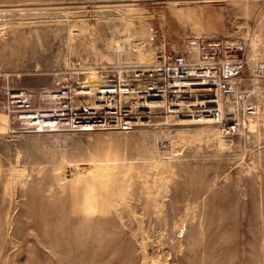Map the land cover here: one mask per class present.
I'll use <instances>...</instances> for the list:
<instances>
[{
  "label": "rangeland",
  "instance_id": "374dc122",
  "mask_svg": "<svg viewBox=\"0 0 264 264\" xmlns=\"http://www.w3.org/2000/svg\"><path fill=\"white\" fill-rule=\"evenodd\" d=\"M170 1L0 0V264H264L260 98L258 118L231 139L159 109L129 133L38 131L17 118L11 97L49 89L69 60L139 67L142 49L156 58L191 36L243 40L250 59L264 55V0ZM129 14L149 27H129ZM125 34L132 43L110 46ZM113 160L130 180L115 204L100 180ZM88 197L92 217L80 210Z\"/></svg>",
  "mask_w": 264,
  "mask_h": 264
},
{
  "label": "built area",
  "instance_id": "2783aa9c",
  "mask_svg": "<svg viewBox=\"0 0 264 264\" xmlns=\"http://www.w3.org/2000/svg\"><path fill=\"white\" fill-rule=\"evenodd\" d=\"M151 32L152 41L160 38ZM261 94L264 55L250 59L243 40L191 36L183 50L160 49L151 64L139 67L69 60L49 89L11 98L21 109L22 126L38 131L129 133L159 109L195 124L210 123L221 138L231 139L258 118Z\"/></svg>",
  "mask_w": 264,
  "mask_h": 264
},
{
  "label": "bare ground",
  "instance_id": "6f19581e",
  "mask_svg": "<svg viewBox=\"0 0 264 264\" xmlns=\"http://www.w3.org/2000/svg\"><path fill=\"white\" fill-rule=\"evenodd\" d=\"M180 3V1L178 0H176V1H170L169 2V4H171L172 6H174V7H176L177 8V5ZM175 15L178 17V18H181V17H183V18H185V20H187L189 23H191V25H192V27H193V29H195V30H198V28H199V22H197L194 18H193V16H191V15H182L181 13H177V10H175ZM184 14V13H183ZM134 15H132V14H129L127 17H128V19H126V18H124L126 21L128 20V22L129 23H127L128 24V26L129 27H131V28H135L136 26H143V27H149V23L147 22V21H144V20H141V18H139V17H133ZM163 17L165 16V15H162ZM126 27V26H125ZM71 31V30H70ZM126 31H127V29H126ZM125 33V32H124ZM127 33H128V31H127ZM136 36V35H135ZM125 39H122V38H113L112 40H111V42H110V46L112 47V48H115V50L116 49H118V48H121V44H122V41L123 42H127V43H132V41L133 40H131V36L130 35H128V34H125L124 36H123ZM137 37V36H136ZM136 40V39H135ZM126 43V44H127ZM254 44H255V42H254ZM253 45V44H252ZM123 47H124V45H122ZM127 46V45H126ZM128 48H129V46H128ZM163 48V47H162ZM122 49V48H121ZM255 49V48H254ZM254 49H253V51H254ZM119 51H122V50H119ZM255 51H257V50H255ZM257 52H254L253 53V56H256V55H258V54H256ZM139 54H141V56H142V58H141V62L143 63V64H151L152 62H153V60H155V54L152 52V51H150V52H145L143 49L141 50V53H139ZM157 54V53H156ZM260 56V55H259ZM252 58V57H251ZM138 59V58H137ZM91 76L92 77H95L96 76V72L95 71H92V73H91ZM14 98L13 99H16V98H18V96L17 95H14L13 96ZM258 98H260L261 99V102L262 103H264V94H261ZM259 99V100H260ZM259 103H260V101H259ZM262 103H260L261 105H263ZM262 108V107H261ZM260 110H262V109H260ZM262 114V113H261ZM264 116V115H263ZM262 119V118H261ZM183 123H195V122H192V121H188V120H183L182 121ZM144 124V123H143ZM206 124H209L210 125V123H206ZM261 125H262V123H261ZM259 126V125H258ZM55 131H58V130H55ZM205 131V130H204ZM108 165V166H107ZM158 165V169H157V173L161 176H163L164 177V175L163 174H166V177H167V175L170 177V175L169 174H171V171L173 170V169H171V167L169 166V165H167V163L165 162V161H162V162H159V164H156V166ZM92 168V165H89L87 168H86V170H90ZM101 169H102V173H101V177H100V180L104 183V185L106 186V188H108L109 190H113V194L116 196L115 198H112V197H110V198H112V203L113 204H115V202H121L122 200H124V199H126V195H125V192H126V190H127V187H128V181H130L129 180V175H128V173L126 172V171H124L123 169H121L120 168V166H119V162L117 161V160H113L112 161V163L111 164H107V163H105V162H103L102 164H101ZM152 172V171H151ZM149 174V173H148ZM159 175H155V176H158L159 177ZM100 176V175H99ZM149 176V175H148ZM151 176V175H150ZM149 176V177H150ZM259 176H260V174H259ZM160 178H162V177H160ZM168 178V177H167ZM166 179V178H165ZM167 182H170L169 180H166ZM162 182V181H161ZM166 182V183H167ZM150 183V182H149ZM165 183V182H164ZM151 184H152V182H151ZM153 186V185H152ZM164 187V186H163ZM162 187V188H163ZM166 187V186H165ZM151 188V187H150ZM149 188V189H150ZM153 188V187H152ZM157 188V186L155 185V189ZM167 188H169V187H167ZM164 189V188H163ZM161 190V189H160ZM159 190V191H160ZM158 191V190H157ZM163 191V190H162ZM156 191L154 190V189H151L150 191H149V194H152V196H153V193H155ZM164 192H166L165 190L163 191V193ZM112 194V193H111ZM156 194V196H157V193H155ZM160 195H162V193L160 194ZM80 196V194H77L76 193V195H75V199L76 198H78ZM151 196V195H150ZM155 196V195H154ZM153 196V197H154ZM159 196V195H158ZM148 197V196H147ZM89 198V199H88ZM87 199H88V202H86V203H82V202H79L80 203V210H81V214L82 215H84L85 217H92V216H94L98 211H99V208H98V205H97V203H96V201L95 202H92V201H90L91 200V197H88ZM127 198H129V197H127ZM260 201V200H259ZM111 203V202H110ZM156 208V207H155ZM154 208V209H155ZM160 212V211H159ZM158 214V213H157ZM180 231H182V230H180ZM182 233V232H181ZM181 242L182 241H180V244H181ZM263 242V241H262ZM166 257V256H165ZM164 258V257H163ZM161 259H162V257H161ZM159 260H160V258H159ZM158 260V261H159ZM146 261V260H145ZM163 261V260H162ZM148 262V261H147ZM153 262V261H152ZM168 262H170V261H168ZM143 263V262H142ZM171 263V262H170ZM148 264V263H147ZM150 264V263H149ZM155 264H162V262L160 261V262H155ZM203 264V263H202Z\"/></svg>",
  "mask_w": 264,
  "mask_h": 264
}]
</instances>
